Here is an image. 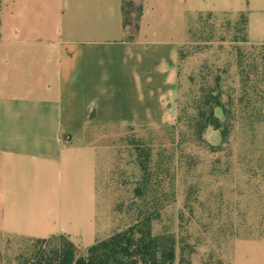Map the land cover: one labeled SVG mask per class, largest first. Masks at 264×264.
Returning a JSON list of instances; mask_svg holds the SVG:
<instances>
[{"label":"crops","instance_id":"1","mask_svg":"<svg viewBox=\"0 0 264 264\" xmlns=\"http://www.w3.org/2000/svg\"><path fill=\"white\" fill-rule=\"evenodd\" d=\"M203 13L245 15L264 42V0H0V234L105 238L97 131L177 122L181 46Z\"/></svg>","mask_w":264,"mask_h":264},{"label":"rangeland","instance_id":"2","mask_svg":"<svg viewBox=\"0 0 264 264\" xmlns=\"http://www.w3.org/2000/svg\"><path fill=\"white\" fill-rule=\"evenodd\" d=\"M128 9L135 17L139 5ZM218 92L228 119L221 108L216 113L229 131L211 125L200 138L198 108ZM97 132L105 148L102 234L151 217L154 234L176 236L186 264H264V42L248 38L245 15L192 18L181 46L175 124ZM58 246L57 238L0 234V264L32 263ZM252 247L260 256L249 257Z\"/></svg>","mask_w":264,"mask_h":264},{"label":"trees","instance_id":"3","mask_svg":"<svg viewBox=\"0 0 264 264\" xmlns=\"http://www.w3.org/2000/svg\"><path fill=\"white\" fill-rule=\"evenodd\" d=\"M133 2H128L133 5ZM142 7L134 17L133 11L126 10L125 25L135 32L139 28ZM133 38V35L131 36ZM221 108L226 120L228 108L221 93H209L205 96V105L199 106L195 123V132L202 137L209 126L221 129L223 135L229 131L228 125L216 113ZM61 240V246L55 249L54 255L41 256L35 262L21 264H186L183 254L178 255L177 238L174 234H154L152 218L139 219L127 228L117 231L108 237L99 239L93 244L87 255L79 254L75 243L67 236H53ZM41 242L48 239H37Z\"/></svg>","mask_w":264,"mask_h":264}]
</instances>
